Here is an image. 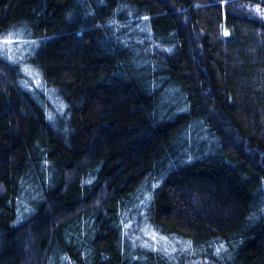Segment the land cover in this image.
Segmentation results:
<instances>
[{
	"label": "trees",
	"instance_id": "1",
	"mask_svg": "<svg viewBox=\"0 0 264 264\" xmlns=\"http://www.w3.org/2000/svg\"><path fill=\"white\" fill-rule=\"evenodd\" d=\"M264 0H0V264H264Z\"/></svg>",
	"mask_w": 264,
	"mask_h": 264
},
{
	"label": "rangeland",
	"instance_id": "2",
	"mask_svg": "<svg viewBox=\"0 0 264 264\" xmlns=\"http://www.w3.org/2000/svg\"><path fill=\"white\" fill-rule=\"evenodd\" d=\"M258 12L264 17V10L263 9H258ZM190 264H200V262H192Z\"/></svg>",
	"mask_w": 264,
	"mask_h": 264
}]
</instances>
